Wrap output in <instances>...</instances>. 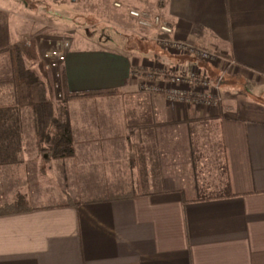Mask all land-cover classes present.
Here are the masks:
<instances>
[{
	"label": "crops",
	"instance_id": "obj_1",
	"mask_svg": "<svg viewBox=\"0 0 264 264\" xmlns=\"http://www.w3.org/2000/svg\"><path fill=\"white\" fill-rule=\"evenodd\" d=\"M21 1L0 0V264H264V0H72L123 30L66 42L69 92H119L66 103L63 158L17 104L9 48L38 29ZM130 9L235 61L219 107L138 91L137 70L219 73L160 47Z\"/></svg>",
	"mask_w": 264,
	"mask_h": 264
},
{
	"label": "built area",
	"instance_id": "obj_2",
	"mask_svg": "<svg viewBox=\"0 0 264 264\" xmlns=\"http://www.w3.org/2000/svg\"><path fill=\"white\" fill-rule=\"evenodd\" d=\"M116 5L120 6L119 3ZM129 15L135 19L137 26L152 29L155 33L154 41L163 49L178 55L194 57L210 63L219 70L217 78L210 77L201 69H171L165 65L155 69L137 70L134 75L140 81L142 91L163 94L172 104L219 107L223 101L220 81L234 67L235 61L217 50L177 37L174 28L160 15L140 9H130ZM64 42H58L44 53L50 66L55 69L56 79L62 78ZM58 86L60 87V83L56 84L55 88Z\"/></svg>",
	"mask_w": 264,
	"mask_h": 264
},
{
	"label": "rangeland",
	"instance_id": "obj_3",
	"mask_svg": "<svg viewBox=\"0 0 264 264\" xmlns=\"http://www.w3.org/2000/svg\"><path fill=\"white\" fill-rule=\"evenodd\" d=\"M59 1L61 2V0H26L18 4L21 9V14L26 11L25 14H23L26 18L27 16L29 18H19V20L23 23H29L30 21L34 26L38 27L36 31L33 30L28 37L26 36L25 39L22 40L28 47H33L34 49L32 53L28 55V58L25 57L26 66L35 72L39 79L43 81L46 95L51 97L58 115H60V113L63 114V111L65 112L67 103H65L63 88L61 87L62 78L56 79L55 69L50 66V62L48 58L45 57L44 53L60 41H65L64 43L66 46V42H68L75 33L81 31L85 32L86 29L90 31L98 29L102 31L101 33L105 32L107 35H114L116 32L121 33L123 30V28L115 24V21L112 20L111 16L106 11H94L97 7L91 3L77 6L72 0H65L66 4L64 5L59 3ZM23 9L25 11H23ZM22 29L24 30V28ZM118 37L120 38V36ZM109 40L111 39L104 38L102 41L105 44H111L110 42L114 41L113 39V41ZM117 40L120 42V39ZM32 56L33 59L30 61ZM13 75L15 76L14 69ZM224 77L219 84L222 99ZM58 83H60V87L58 86V88H55V85ZM136 84L139 92L146 93L140 88V81H136ZM115 92L119 91H113L112 93Z\"/></svg>",
	"mask_w": 264,
	"mask_h": 264
},
{
	"label": "trees",
	"instance_id": "obj_4",
	"mask_svg": "<svg viewBox=\"0 0 264 264\" xmlns=\"http://www.w3.org/2000/svg\"><path fill=\"white\" fill-rule=\"evenodd\" d=\"M33 47H28L23 41L14 43L9 48L13 61L16 100L19 107L30 108L35 115L37 143L45 153L55 158L72 156L74 149V132L68 119L62 118L56 111L51 97L45 92V85L37 74L27 68L25 60L32 53ZM33 59L30 58V61ZM62 68V88L65 103L74 99L91 98L100 94H109L116 90H89L69 92L64 80Z\"/></svg>",
	"mask_w": 264,
	"mask_h": 264
}]
</instances>
